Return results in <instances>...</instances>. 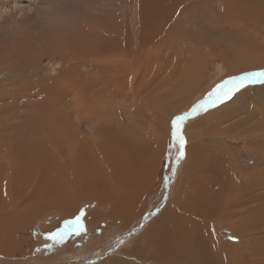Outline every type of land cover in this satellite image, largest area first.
Wrapping results in <instances>:
<instances>
[{"label":"rangeland","instance_id":"374dc122","mask_svg":"<svg viewBox=\"0 0 264 264\" xmlns=\"http://www.w3.org/2000/svg\"><path fill=\"white\" fill-rule=\"evenodd\" d=\"M261 70L264 0H0V215H15L0 229L10 251L0 264H163L162 254L168 264H264V82L189 117L179 163L172 137L176 116ZM96 133L106 147L91 156ZM116 159L130 166L115 171ZM126 179L122 197L114 180ZM121 200L130 204L113 213ZM197 228L202 248L190 241ZM58 230L72 234L45 247ZM83 244L100 253L84 259Z\"/></svg>","mask_w":264,"mask_h":264},{"label":"bare ground","instance_id":"6f19581e","mask_svg":"<svg viewBox=\"0 0 264 264\" xmlns=\"http://www.w3.org/2000/svg\"><path fill=\"white\" fill-rule=\"evenodd\" d=\"M113 8V7H112ZM108 13V12H107ZM112 15V17L114 16L115 17V13H111ZM87 16V15H86ZM99 17H101V16H99ZM113 17V18H114ZM102 18V17H101ZM112 18V19H113ZM81 20H84V19H81ZM99 19H97V21H98ZM85 21V20H84ZM114 21H115V19H114ZM86 22V21H85ZM85 26V25H84ZM113 26V25H112ZM111 28H113V27H111ZM56 29L57 28H55L54 30L56 31ZM107 29V28H106ZM108 30V29H107ZM111 30V29H110ZM110 30H108V31H110ZM66 32V31H65ZM75 32V31H74ZM102 32V31H101ZM100 32V33H101ZM112 32V31H111ZM56 33V32H55ZM104 33V32H103ZM106 34V33H105ZM82 35V34H81ZM109 35V34H108ZM110 35H111V33H110ZM78 36V35H77ZM80 36V35H79ZM66 37V36H65ZM64 37V35H63V38H65ZM96 35L94 36V38L96 39ZM62 38V37H61ZM62 38V39H63ZM79 38V37H78ZM78 38H77V40H78ZM82 38V37H81ZM80 38V39H81ZM84 38V37H83ZM101 38V37H100ZM99 38V39H100ZM60 39V38H59ZM57 41H61V40H58V39H56ZM100 40H102V39H100ZM100 40L99 41H97V43L99 44L100 43ZM64 41H65V39H64ZM64 41H62V42H64ZM83 41V40H82ZM81 41V42H82ZM85 41H87V40H85L84 39V41L82 42V43H80L79 44V46H78V52H83V50H84V42ZM95 42H96V40H94ZM66 42H68V40L66 41ZM77 42V41H76ZM89 42H92V41H88V43ZM51 43V42H50ZM55 43V42H54ZM53 43V44H54ZM52 44V43H51ZM50 44V45H51ZM57 44V43H56ZM61 44V43H60ZM71 44V43H70ZM94 47L97 45V44H93V43H91ZM90 44V45H91ZM102 44V43H101ZM59 45V44H58ZM72 45V44H71ZM104 45V44H103ZM52 46H54V45H52ZM57 46V45H56ZM64 46V45H63ZM67 46V45H66ZM65 46V47H66ZM74 46V45H73ZM51 47V46H50ZM75 47V46H74ZM101 47V46H100ZM47 48V47H46ZM55 48H57V47H55ZM52 49H54V48H52ZM69 49H71L70 47H69ZM103 49H104V47H103ZM101 49L102 50V52H104V51H107L106 49ZM61 50V49H60ZM64 50V49H63ZM62 50V51H63ZM60 52V51H59ZM80 52V53H81ZM62 54V53H61ZM235 67V70H238V67L237 66H234ZM13 74H14V76L12 77V78H10L9 80H13V78L15 77V76H17L18 77V75H19V73L18 72H13ZM24 75V74H23ZM11 77V76H10ZM22 77V76H21ZM20 77V78H21ZM30 77V76H29ZM34 77V76H33ZM24 78V77H23ZM35 78V77H34ZM19 79V78H18ZM26 79H27V77H26ZM29 79V78H28ZM30 79H32L31 77H30ZM21 80H23V79H21ZM16 81V80H15ZM10 82V81H9ZM32 82V81H31ZM12 83V82H11ZM33 83V82H32ZM13 84V83H12ZM16 84V83H15ZM23 84H25V83H23ZM22 84V85H23ZM34 84V83H33ZM2 85V84H1ZM17 85V84H16ZM26 85V84H25ZM30 85V84H29ZM37 85V84H36ZM20 86H21V84H20ZM27 86V85H26ZM32 86V85H31ZM52 86H53V80H52ZM17 87V86H16ZM18 87H19V85H18ZM23 87V90L25 89L24 88V86H22ZM27 87H29V86H27ZM35 87V86H34ZM1 89V88H0ZM15 89V88H14ZM19 90H20V88H18ZM21 90H22V88H21ZM31 90V89H30ZM15 91V90H14ZM53 91V90H52ZM7 92V91H6ZM19 92V91H18ZM24 92V95H26L25 94V90L24 91H22V93ZM33 92V91H32ZM20 94H21V92H19ZM36 93V92H35ZM15 94H18L17 93V89H16V91H15ZM9 95V94H8ZM12 95V94H11ZM4 96H7V95H5L4 94ZM3 96V97H4ZM19 95H17V97H18ZM29 96V95H28ZM27 96V97H28ZM37 96V95H36ZM20 97V96H19ZM18 97V98H19ZM39 97V96H38ZM7 98H8V96H7ZM9 98H11V97H9ZM15 98V97H14ZM21 98V97H20ZM1 101H0V103H2L4 100L1 98L0 99ZM19 100H21V99H19ZM18 100V101H19ZM64 103V102H63ZM62 103V104H63ZM59 107H61V106H59ZM62 108V107H61ZM61 108H58V109H61ZM67 108V107H66ZM223 117V116H222ZM36 125V124H35ZM67 129H68V146L70 145V144H72V143H74L75 144V148H78L77 147V145H78V141H77V139H79L78 137H77V139L75 138L76 136H75V134L73 133V131H71V130H69V128L67 127ZM37 132V131H36ZM189 136V135H188ZM27 138H30V137H27ZM31 139V138H30ZM43 139V138H42ZM38 140V139H37ZM44 140V139H43ZM50 140H52V139H50ZM52 141H55V140H52ZM104 141H106V139H104L102 136H101V134L100 133H96V141H95V144H88L89 146H90V148H91V156L93 155V152H92V149H93V147L94 146H97L98 148H99V151H103L104 149H105V147H106V145L104 144ZM50 142V141H49ZM118 140H114V142H113V144H110V145H112V146H114L115 147V151H116V149H120L122 146L121 145H119L118 144ZM50 143H52V142H50ZM128 142H126L125 143V146H128L129 147V144H127ZM53 145V144H52ZM86 147V145L85 146H83V147H81V149H80V151L82 150V149H84ZM40 148V147H39ZM38 148V149H39ZM43 147L41 146V148L40 149H42ZM133 148V147H132ZM45 149H46V147H45ZM134 149H135V147H134ZM140 149V148H139ZM139 149H137L138 151H139ZM44 150V149H43ZM145 150H146V147H145ZM42 151V150H41ZM74 152H76L75 150H73ZM135 151H136V149H135ZM89 152V153H90ZM68 153H69V151H68ZM134 153V152H133ZM136 153H138V152H136ZM200 153V152H199ZM196 154H198V152L196 153ZM195 154V157L197 156ZM90 155V154H89ZM80 157V156H79ZM71 158V157H70ZM86 158H87V156H86ZM81 159V158H80ZM132 164H134V163H132ZM129 167L130 166V164H126V163H123V161L122 160H119V159H116V164H114L113 165V167L115 168V171H117V169H119V170H124L125 168H123V167ZM40 178H42V180H44L45 179V177L44 176H42L43 175V173L44 174H46L45 173V167L43 166V165H40ZM85 168H87V167H85ZM209 168V167H208ZM216 168V167H215ZM88 170H90L89 168H88ZM97 170V169H96ZM215 170V169H214ZM209 172V171H208ZM121 173H122V171H121ZM213 174V173H212ZM211 175V174H210ZM214 175L215 174H213V178H211L210 177V180H212V181H209V183L211 184V183H216V180H215V177H214ZM0 176H2V174H0ZM121 178V176H118V179H120ZM137 178V177H136ZM1 180H2V182H1ZM138 180H141V179H138ZM150 181H152V179H150ZM114 182H115V184L117 185L116 187H119L120 188V190H122V192L120 193L121 194V196L122 197H124L125 196V194H127L128 193V186H127V183L129 182V181H127V179L125 180V182L126 183H120V182H118V181H116V180H114ZM141 183V182H140ZM217 186V185H216ZM8 187V186H7ZM140 187V186H139ZM163 187V186H162ZM101 188H104V186L102 185V186H100L99 187V189H101ZM147 187L146 186H143V187H141V189H146ZM1 191H5V188H4V177H3V179H2V177H0V192ZM138 191H139V188L137 189V194H138ZM215 191H216V189H215ZM36 192H37V190H36ZM213 193V191L211 192V194ZM0 194H2V193H0ZM141 195L142 194H139V197H141ZM14 199L16 198V196L15 195H13L12 196ZM3 198V199H2ZM121 199H124V198H121ZM153 200V199H152ZM154 202V201H153ZM154 204V203H153ZM3 208H7V205H6V196L5 195H0V211H2L3 210ZM7 209H9V208H7ZM213 209V208H212ZM11 210H9V211H5V212H7V214H1L0 215V229H3L4 227H6V226H8L9 225V223H10V220H11V218H13L15 215H14V213L12 212V213H9ZM207 210H205L203 213H207L208 214V212H206ZM212 211V210H211ZM3 212V211H2ZM198 214H199V216H204L202 213H201V211H200V207H199V209H198ZM206 214V215H207ZM209 215V214H208ZM26 216H28V218H27V220H28V226H32L33 225V221H34V219H33V216H31V214H28V215H26ZM166 217V216H165ZM66 218H68V217H66ZM163 218V217H162ZM250 219H252L253 217H249ZM175 221V220H174ZM176 222V221H175ZM91 223V221H89V224ZM242 225V224H241ZM176 227V226H175ZM189 227H191V226H189ZM188 227V228H189ZM192 228H195V227H192ZM26 229H27V235H29L28 234V228H27V224H26ZM172 229H174V227L172 228ZM177 230H179V229H177ZM172 231H174V230H172ZM25 233H26V230H25ZM11 236V238L12 239H14V240H19L20 239V237L19 236H16V235H10ZM35 236V235H34ZM81 237V236H80ZM82 238V237H81ZM173 238V237H172ZM77 239V238H76ZM83 239V238H82ZM79 240V239H78ZM83 241V240H82ZM27 251L26 252H24V256H23V258L25 257V255L28 253V251H29V247H30V240L29 239H27ZM84 245V244H83ZM191 245V244H190ZM63 247H65V246H62L61 247V251L64 253L65 252V248H63ZM67 247V246H66ZM139 248V247H138ZM133 250V249H132ZM137 250V249H136ZM89 252H90V249H89V247L87 246V245H84V247L79 251V253H81V255H83V257H84V259H87L88 257H94V256H96L98 253H100V252H97V251H94L93 252V254H89ZM138 251H136V253H137ZM10 253V251H9V248H8V246L6 245V244H0V254L2 255V256H6V255H8ZM103 254H107V253H109V251H103L102 252ZM58 253H56V255H57ZM102 255V254H101ZM176 256H178V255H176ZM175 256V257H176ZM181 256V255H180ZM180 256H179V258H180ZM56 258H58V256H54V259H53V261L55 262L57 259ZM182 259V258H181ZM21 260H23V259H21ZM27 260V259H26ZM176 260H178L177 258H176ZM35 261V260H34ZM51 261H52V258H51ZM59 261H60V259H59ZM75 261V260H74ZM179 261V260H178ZM246 261H247V259H246ZM257 261V260H256ZM26 262H28V260L26 261ZM36 262V261H35ZM25 262H23V264H24ZM32 264H33V262H31ZM31 263H25V264H31ZM167 263V262H166ZM166 263H163V264H166ZM181 264H182V262H180ZM247 263V262H246ZM260 263V262H259ZM17 264V263H16ZM21 264V263H20ZM157 264H159V263H157ZM168 264V263H167ZM169 264H171V263H169ZM173 264H178V262H175V263H173ZM184 264V263H183ZM256 264H258V263H256Z\"/></svg>","mask_w":264,"mask_h":264},{"label":"snow or ice","instance_id":"6c2138e0","mask_svg":"<svg viewBox=\"0 0 264 264\" xmlns=\"http://www.w3.org/2000/svg\"><path fill=\"white\" fill-rule=\"evenodd\" d=\"M256 82H264V70L244 73L239 77H233L228 81H225L224 83L218 85L212 92H210L205 97L202 103L196 104L189 112L178 115L172 120V137L177 146V163H179V161L182 160L185 156L184 148L186 140L183 136L182 131L184 122L189 117L198 114L200 111H206L209 106L214 107L218 102L223 103L225 99H230L231 96L241 88L246 87L248 84ZM80 221V216H77L75 220L72 221V223L78 225V227L75 229V235L77 236L86 231L85 226ZM71 234V232L65 230L51 232L46 236V239L51 243L46 244L45 247L51 248L53 244L63 243L65 241V238Z\"/></svg>","mask_w":264,"mask_h":264},{"label":"crops","instance_id":"0c3cea01","mask_svg":"<svg viewBox=\"0 0 264 264\" xmlns=\"http://www.w3.org/2000/svg\"><path fill=\"white\" fill-rule=\"evenodd\" d=\"M154 189V187H151V188H146V189H141L144 193H146L147 191H151V190H153ZM165 190H169V189H167V188H165L164 190L162 189V191L164 192H162L163 194H164V196L166 197V192H165ZM210 194H211V192H210ZM163 195H162V197H164ZM194 198H196L195 197V195H194ZM177 200H179V199H177ZM161 202V201H160ZM159 202V203H160ZM130 204V202L129 201H124V200H121V206H120V203L118 202V204L114 207V208H116L117 210H113V213H117V214H120L121 213V209L122 208H125V207H127L128 205ZM138 205H139V203H138ZM118 217H120V216H111V218H108V219H106L105 220V222L103 223V225H106V224H109L110 223V220H113V221H116V219L118 218ZM151 228V227H150ZM150 228L149 229H145V231L143 232V234L141 235V240H140V242L142 243L143 242V240H145V239H147L146 237H148V234L150 233ZM202 229V228H201ZM174 232V231H173ZM194 234H193V236H192V238L190 239V241H191V244H192V247L193 248H196V246H199L200 248H202L203 247V240H201V239H196L197 237H202V236H205V234L204 233H202L201 232V230H200V228H197V229H194ZM171 234H173V233H169L168 235H171ZM152 236H154V235H152ZM173 236H175L176 237V240H177V236H178V233L177 234H174ZM164 237V236H163ZM158 240H159V238H158ZM145 243H147V242H145ZM196 243V244H195ZM146 246V245H145ZM89 247V246H88ZM139 247V246H138ZM140 247H141V249H143V247H142V245L140 244ZM147 247V246H146ZM157 247V246H156ZM90 248V247H89ZM144 251L147 253V254H149V250H147V249H145L144 248ZM164 255L165 254H162L161 256H160V262H165V260L167 259V257H165L164 258ZM167 256V255H166ZM178 260H176L175 262H177ZM163 262V263H164ZM169 262H170V260H169Z\"/></svg>","mask_w":264,"mask_h":264}]
</instances>
